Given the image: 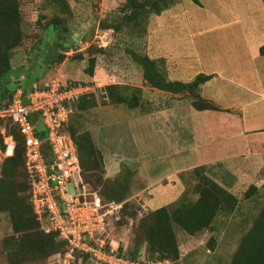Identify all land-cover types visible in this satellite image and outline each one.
<instances>
[{
  "label": "rangeland",
  "instance_id": "obj_1",
  "mask_svg": "<svg viewBox=\"0 0 264 264\" xmlns=\"http://www.w3.org/2000/svg\"><path fill=\"white\" fill-rule=\"evenodd\" d=\"M127 1L68 0L73 11L67 18L70 32L61 35V28L51 26L46 30V24L57 13L47 0H22L25 37L13 54L12 65L20 77L32 80L33 85L60 76L69 82L95 87L97 107L85 113L75 112L71 122L91 134L104 157V179L124 177L129 183L128 201L135 211L141 209L147 213L164 206L173 207L185 191L184 197L195 201L197 197L192 190L196 182L194 170L198 167H205L211 177L222 176L215 177L218 184L234 182L231 176L227 177L230 171L221 170L223 165L205 166L219 161L234 162H225L240 177L232 191L240 201L234 215L197 237L177 229L182 254L176 264H230L243 234L264 206V163L245 167L239 159L235 160L250 153L245 150L246 146H237L243 144L241 140L234 139V134L225 129L223 121L229 122V114L199 112L193 108V99L188 95L152 89L145 84L143 71L129 50L162 61L170 81L192 82L200 73L213 70L222 73L212 87H220L221 94L215 95L224 100L213 99L216 97L213 94L210 101L238 108L251 100L245 89L253 85L257 69L247 52L242 30L251 27V16L258 14V10H253V3L240 0H199L200 5L191 0H177L167 12L177 15L178 19L166 12L151 16L147 33L139 41L136 33L128 28L120 33L100 29V22L118 14ZM73 37L76 44L70 49L64 48ZM64 53L65 61L58 63V56ZM79 56L82 60L76 59ZM92 57L97 60L94 77L86 73ZM11 79L15 81L16 77ZM109 85L142 89L141 106L133 110L111 104L107 97L103 98ZM9 88L12 90L13 85ZM232 115L237 122L241 121L240 116ZM252 158L254 161L255 157ZM91 185L100 194L101 187ZM251 185L260 188L254 202L245 200L244 196ZM128 219L119 227L118 220H111L108 228L110 239L125 247L132 245L133 237V223ZM12 234L9 217L0 214V264H8L1 245Z\"/></svg>",
  "mask_w": 264,
  "mask_h": 264
},
{
  "label": "trees",
  "instance_id": "obj_2",
  "mask_svg": "<svg viewBox=\"0 0 264 264\" xmlns=\"http://www.w3.org/2000/svg\"><path fill=\"white\" fill-rule=\"evenodd\" d=\"M21 1L0 0V109L11 104L18 89L26 90L33 86L30 79L20 80L19 75L14 73L12 65L13 54L20 48L25 37ZM191 1L200 5L199 0ZM47 2L57 13L46 24V30L51 26L58 27L61 28V35L62 32L69 34L67 18L73 15V11L68 0H47ZM177 2V0H128L118 14L100 22V29L104 32L120 33L124 28H128L131 33H136L141 41L147 33L151 16H160ZM75 44L76 42L69 38V45L64 44V48L70 49ZM129 51L134 62L143 71L145 84L152 89L174 95H188L193 99V108L199 112L220 111L215 104L201 98L199 93L201 86L210 81L212 76L200 74L192 82L170 81L161 65L162 61L153 60L139 52ZM99 52L103 50L100 49ZM65 53L58 56L56 60L58 63L65 61ZM261 54L264 55V47L261 48ZM96 63L95 57L89 61L86 73L90 77L95 76ZM12 77H16V80L12 81ZM10 84L13 85L12 90L9 88ZM106 97L111 104L125 105L134 110L141 106L142 89L127 85H109L103 98ZM97 103L95 95L81 97L75 104L74 113H85L97 107ZM9 130L16 147L13 156L7 158L3 164V176L0 181V214L9 217L13 234L2 240L1 252L6 256L8 264H46L47 262L60 264L58 257L63 255L69 246L66 242L58 240V235L46 234L42 231V224L33 213L29 201L24 137L16 126L10 127ZM69 131L83 170L82 189L98 194L103 204H122L120 220L116 221L118 227L123 222H127V216L133 223L132 245L127 247L125 252L123 245L119 248L120 253H124L132 260L140 259L145 253L149 260H169L176 264L182 254L177 229L197 237L206 231L214 230L221 224V220L234 215L238 208L240 201L237 196L210 178L205 167H198L194 170L196 182L192 190L197 197L195 201L184 197L187 193L185 191L173 207L164 206L147 213L141 209L135 211V207L129 205L130 185L124 177H121L123 181L104 179L106 171L104 157L96 148L91 134L82 130L79 124L72 122ZM37 135L40 139L46 137L45 132ZM0 148L2 150L6 148L1 136ZM126 174L128 176L129 172ZM91 184L101 187L100 194ZM259 191V187L251 185L244 195L245 200L256 201ZM91 262L88 255H75V264H91ZM230 264H264V206L255 217L252 226L243 234Z\"/></svg>",
  "mask_w": 264,
  "mask_h": 264
},
{
  "label": "built area",
  "instance_id": "obj_3",
  "mask_svg": "<svg viewBox=\"0 0 264 264\" xmlns=\"http://www.w3.org/2000/svg\"><path fill=\"white\" fill-rule=\"evenodd\" d=\"M94 90L60 76L18 89L11 104L0 109V136L6 146L0 148V179L3 161L15 151L9 128L16 126L24 137L33 213L44 233L58 235V240L69 246L58 257L60 264H75L76 254L88 255L94 264H174L149 260L145 253L138 260L120 253L121 244L110 239L108 228L111 220H120L122 204H103L98 194L82 189L83 170L69 126L75 104ZM42 132L46 133L44 139L37 135ZM122 247L125 252L127 247Z\"/></svg>",
  "mask_w": 264,
  "mask_h": 264
},
{
  "label": "crops",
  "instance_id": "obj_4",
  "mask_svg": "<svg viewBox=\"0 0 264 264\" xmlns=\"http://www.w3.org/2000/svg\"><path fill=\"white\" fill-rule=\"evenodd\" d=\"M240 2L247 4L253 3L255 5L253 10L254 9L258 10V14L255 13L252 14L251 16V22H249L251 27L242 30V33L244 35V40L247 45L246 46L247 52L251 57L252 62H254V67L256 66L257 68L256 70H254L253 85L247 86L246 87L247 89H245L246 93L250 94L251 100L245 102L243 105L237 106L238 108H233V109H231L229 106H220V105H216V106L219 107L220 109L219 112H226L227 114H229V118H228L229 122L225 124V122L223 121V125L224 126L226 125L225 129L229 130V134L231 135L234 134L233 136L234 139H238V140L240 139L241 140L240 142L243 143L240 145L237 144V146H242V145L246 146L245 150L247 149V151L251 154V155L250 154L240 155L235 160L239 159L241 161V164H243L245 167H249V165H252L254 163L256 164L264 163V66L260 68V66L264 64V61L263 62L259 61L260 59H264V55L261 54V48L264 47V29L262 28L264 27V1L240 0ZM165 12L168 15H173L174 19H178L177 15L171 14L170 12L167 11ZM260 29H262V32ZM13 71L17 75H20V73L16 70L14 64H13ZM200 74L206 76H212V79L210 81L206 82L204 85L201 86L199 92L201 98L210 101L211 100L210 97H212L213 94L220 95L221 94L220 87L218 86L217 88H213L212 85L214 84V81L217 80L220 77V75H222V73L213 70L211 72H206L205 74L204 73H200ZM18 77L21 78L20 76ZM224 87L227 86L225 85ZM227 90L233 91L228 87ZM215 96L216 97L213 98L215 100L218 101L224 100L222 96H220L221 98L217 95ZM214 112H218V111H214ZM232 114L240 116L241 121L240 122L238 121L239 122L238 123L235 116H233ZM211 129L212 128L210 127L208 130ZM252 153H254V155H252ZM252 157H255L254 161ZM255 159H257L258 161L255 162ZM225 162L231 163L232 161L229 160ZM225 162L219 161L217 163L206 164L205 166L207 165L219 166L220 168V166L223 165L224 167L221 168L222 171H230V175H227V177L231 176L230 178H232L234 182L220 181V185H222L224 188L230 191H234V187L236 186V183L240 179V177L235 171L231 172L229 166H226ZM235 165H239L241 168H243L242 165L238 163ZM209 177L212 178L214 181L216 178H223L222 176H218L215 174H213V177L211 176Z\"/></svg>",
  "mask_w": 264,
  "mask_h": 264
},
{
  "label": "water",
  "instance_id": "obj_5",
  "mask_svg": "<svg viewBox=\"0 0 264 264\" xmlns=\"http://www.w3.org/2000/svg\"><path fill=\"white\" fill-rule=\"evenodd\" d=\"M75 36L77 37L78 35H75ZM73 40L76 41L75 37H73Z\"/></svg>",
  "mask_w": 264,
  "mask_h": 264
}]
</instances>
